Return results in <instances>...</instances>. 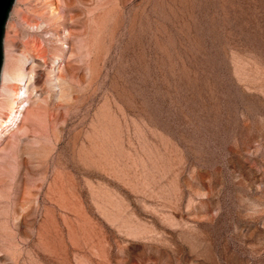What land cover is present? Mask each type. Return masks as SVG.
Listing matches in <instances>:
<instances>
[{
    "label": "rangeland",
    "instance_id": "1",
    "mask_svg": "<svg viewBox=\"0 0 264 264\" xmlns=\"http://www.w3.org/2000/svg\"><path fill=\"white\" fill-rule=\"evenodd\" d=\"M3 55L0 264H264V0H16Z\"/></svg>",
    "mask_w": 264,
    "mask_h": 264
},
{
    "label": "bare ground",
    "instance_id": "2",
    "mask_svg": "<svg viewBox=\"0 0 264 264\" xmlns=\"http://www.w3.org/2000/svg\"><path fill=\"white\" fill-rule=\"evenodd\" d=\"M31 53H33V52H31ZM36 58L39 60V58H41V57L37 56ZM36 58H34V59H36ZM36 64H37V62L32 59L31 66L29 65L30 68L28 71L23 70V69H25V68H23L22 72H20L21 69L19 70L18 73L16 72L17 74L15 73L16 74L15 78H16L17 82H15L13 84V86H8L9 85L8 84L9 83L8 77H10V79H12V80H14V77H12L9 74V72L6 68V65L3 66V68H2L3 70L1 73V82H0V118H1L2 111L5 108V104H2L1 100L3 99V95L5 92L4 90L6 88H7V90L8 89L10 90V93L15 94V98H13L10 102L7 101V103H6V106L10 109V114H14L15 117L16 116L21 117L23 115V112L27 110L28 106L24 107L23 104L25 103V105H28V98H29L28 91H29V88L33 84V81H31V80L33 78L32 77L33 76V67L36 66ZM56 79H58V77H56ZM16 80H14V81H16ZM11 81H10V83H11ZM15 117H14V119L9 118L8 120H5L4 124L0 125V137H1V133L3 132V129L12 125L13 121L15 120Z\"/></svg>",
    "mask_w": 264,
    "mask_h": 264
},
{
    "label": "water",
    "instance_id": "3",
    "mask_svg": "<svg viewBox=\"0 0 264 264\" xmlns=\"http://www.w3.org/2000/svg\"><path fill=\"white\" fill-rule=\"evenodd\" d=\"M16 0H0V82L3 68V39L9 14Z\"/></svg>",
    "mask_w": 264,
    "mask_h": 264
}]
</instances>
